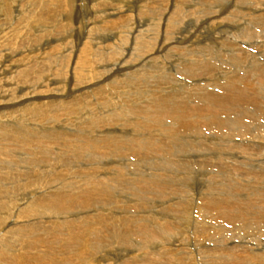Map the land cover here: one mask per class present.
I'll return each mask as SVG.
<instances>
[{
    "label": "bare ground",
    "instance_id": "1",
    "mask_svg": "<svg viewBox=\"0 0 264 264\" xmlns=\"http://www.w3.org/2000/svg\"><path fill=\"white\" fill-rule=\"evenodd\" d=\"M0 264H264V0H0Z\"/></svg>",
    "mask_w": 264,
    "mask_h": 264
},
{
    "label": "rangeland",
    "instance_id": "2",
    "mask_svg": "<svg viewBox=\"0 0 264 264\" xmlns=\"http://www.w3.org/2000/svg\"><path fill=\"white\" fill-rule=\"evenodd\" d=\"M190 185H192V187H193V189H195V190H198V192H199V190H200V187H201V185H200V182L199 181H193V182H191V184ZM195 193V192H194ZM178 238H180V235L178 234ZM137 239V238H136ZM139 240V239H138ZM138 240H136L137 242H138ZM189 243V242H188ZM157 244L158 245H160L158 242H157ZM162 244H164V243H162ZM161 244V245H162ZM171 245H173V243L172 242H170V243H168L167 245H166V248L167 249H169V248H171V250L173 249V246L171 247ZM226 245V244H225ZM180 246H182V245H180ZM175 247V246H174ZM183 247H185L186 249H187V244L185 245V246H183ZM205 248H208L209 246H204ZM189 249V251H191V248L189 247L188 248ZM117 251H121L120 249L119 250H110L109 252L112 254V255H114L115 256V253L117 252ZM197 256V255H196ZM115 257H117V256H115Z\"/></svg>",
    "mask_w": 264,
    "mask_h": 264
}]
</instances>
